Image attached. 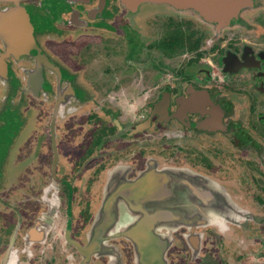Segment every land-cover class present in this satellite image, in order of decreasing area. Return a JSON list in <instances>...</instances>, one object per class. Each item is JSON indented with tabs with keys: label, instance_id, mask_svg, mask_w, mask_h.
<instances>
[{
	"label": "flooded vegetation",
	"instance_id": "1",
	"mask_svg": "<svg viewBox=\"0 0 264 264\" xmlns=\"http://www.w3.org/2000/svg\"><path fill=\"white\" fill-rule=\"evenodd\" d=\"M250 1L220 26L165 2L0 0V108L33 127L12 160L31 171L0 177V264H264Z\"/></svg>",
	"mask_w": 264,
	"mask_h": 264
},
{
	"label": "water",
	"instance_id": "2",
	"mask_svg": "<svg viewBox=\"0 0 264 264\" xmlns=\"http://www.w3.org/2000/svg\"><path fill=\"white\" fill-rule=\"evenodd\" d=\"M142 1L165 2L177 8H193L204 18L211 22H217L220 26L229 24L232 18L238 16L243 7L251 4L250 0H136L138 3ZM103 219H107V216L104 215ZM99 226L101 224H98ZM152 226H154L153 223L139 222L130 231L133 236L130 234L129 236L140 244L141 250L150 249L148 247L155 243L158 244L157 240L149 238Z\"/></svg>",
	"mask_w": 264,
	"mask_h": 264
},
{
	"label": "rangeland",
	"instance_id": "3",
	"mask_svg": "<svg viewBox=\"0 0 264 264\" xmlns=\"http://www.w3.org/2000/svg\"><path fill=\"white\" fill-rule=\"evenodd\" d=\"M18 115L21 116L19 113ZM22 115L24 116V114ZM0 118L3 121L0 120V177L3 173H9L10 171H23V169L24 171H31L30 166L33 164L12 160L14 159L13 154H16L18 147L22 145V142L26 141L24 135L29 134L33 127L31 126L28 131H25V128H19L15 122L17 115L13 109L0 108ZM25 166L26 168H24Z\"/></svg>",
	"mask_w": 264,
	"mask_h": 264
}]
</instances>
